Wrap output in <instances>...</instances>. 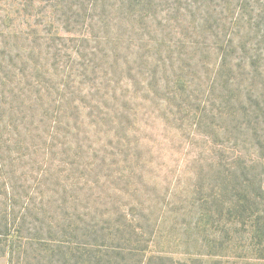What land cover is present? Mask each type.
<instances>
[{"label":"trees","instance_id":"trees-1","mask_svg":"<svg viewBox=\"0 0 264 264\" xmlns=\"http://www.w3.org/2000/svg\"><path fill=\"white\" fill-rule=\"evenodd\" d=\"M264 264V0H0V264Z\"/></svg>","mask_w":264,"mask_h":264},{"label":"rangeland","instance_id":"rangeland-1","mask_svg":"<svg viewBox=\"0 0 264 264\" xmlns=\"http://www.w3.org/2000/svg\"><path fill=\"white\" fill-rule=\"evenodd\" d=\"M3 264H8L7 258L3 259Z\"/></svg>","mask_w":264,"mask_h":264}]
</instances>
